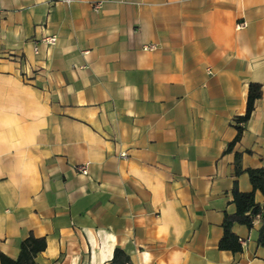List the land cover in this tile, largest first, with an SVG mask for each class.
<instances>
[{
  "label": "crops",
  "instance_id": "crops-1",
  "mask_svg": "<svg viewBox=\"0 0 264 264\" xmlns=\"http://www.w3.org/2000/svg\"><path fill=\"white\" fill-rule=\"evenodd\" d=\"M70 1L0 0V253L32 234L36 264H264L259 220L217 247L264 169V0Z\"/></svg>",
  "mask_w": 264,
  "mask_h": 264
},
{
  "label": "trees",
  "instance_id": "trees-1",
  "mask_svg": "<svg viewBox=\"0 0 264 264\" xmlns=\"http://www.w3.org/2000/svg\"><path fill=\"white\" fill-rule=\"evenodd\" d=\"M262 95L261 85L258 83H250L248 85L246 107L242 116L234 119V126L236 129V136L232 142L227 145L226 151H231L236 142L239 141L243 127L249 120L254 109V104ZM239 153H235V174L242 172L240 167ZM248 175L252 190L249 192H240L234 183L232 188V202L235 205V212L233 214L225 213L222 220V236L218 241V249L221 251H228L232 254L242 251V243L239 238L233 233L232 227L234 224L243 225L250 229L254 221H261V227L258 232L257 243L264 247V210L254 200V194L258 191L264 196V169L250 168L245 171ZM46 248V241L43 237L36 238L29 234L20 242L19 253L16 259H11L0 253V264H36L35 257L38 253L44 251ZM128 255L121 249L115 248L111 259L106 264H128Z\"/></svg>",
  "mask_w": 264,
  "mask_h": 264
},
{
  "label": "built area",
  "instance_id": "built-area-1",
  "mask_svg": "<svg viewBox=\"0 0 264 264\" xmlns=\"http://www.w3.org/2000/svg\"><path fill=\"white\" fill-rule=\"evenodd\" d=\"M65 3H70L71 1L70 0H64ZM102 6V2H95V3H91V7L93 9V11L97 12L100 10ZM246 26V23L245 22H238L237 25H236V28L237 29H241L243 27ZM55 37L54 36H48V37H44L40 40L41 43H44L46 45H49V46H53L55 44ZM158 49V45L156 44H144L142 45L141 47V50L144 51V52H153V51H156ZM34 52L37 53V48L34 47ZM208 74H211L210 71H207ZM120 158H125L126 155L125 153H121L119 155ZM75 170L76 172H78L79 174L81 175H87L88 173V164H82V165H78L75 167Z\"/></svg>",
  "mask_w": 264,
  "mask_h": 264
}]
</instances>
